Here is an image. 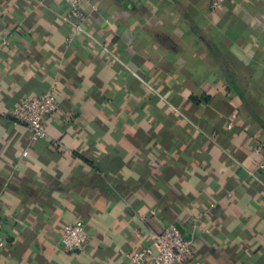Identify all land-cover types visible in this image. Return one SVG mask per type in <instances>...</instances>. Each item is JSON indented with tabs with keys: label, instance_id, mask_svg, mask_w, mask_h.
Segmentation results:
<instances>
[{
	"label": "crops",
	"instance_id": "1",
	"mask_svg": "<svg viewBox=\"0 0 264 264\" xmlns=\"http://www.w3.org/2000/svg\"><path fill=\"white\" fill-rule=\"evenodd\" d=\"M211 4L85 0L81 31L64 0H0V264H131L171 225L193 264H264V0ZM51 88L33 140L11 113Z\"/></svg>",
	"mask_w": 264,
	"mask_h": 264
},
{
	"label": "built area",
	"instance_id": "2",
	"mask_svg": "<svg viewBox=\"0 0 264 264\" xmlns=\"http://www.w3.org/2000/svg\"><path fill=\"white\" fill-rule=\"evenodd\" d=\"M71 9L70 17L77 19L78 30L82 31L85 19L80 11V5L85 0H64ZM212 8H217L226 0H211ZM60 111V105L54 94V88L40 96L22 100L13 109L11 116L24 125L31 133L33 140H42L48 137L46 125ZM232 128V125H229ZM262 152L261 146L256 149ZM264 171V159L260 164ZM3 221L0 218V251L4 245L2 236ZM152 246L136 249L130 255L131 264H193L194 243L187 239L176 226H169L162 234H151ZM89 241V234L83 223L68 224L61 235V247L67 252L82 251Z\"/></svg>",
	"mask_w": 264,
	"mask_h": 264
}]
</instances>
